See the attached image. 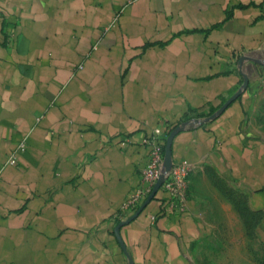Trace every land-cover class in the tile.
Wrapping results in <instances>:
<instances>
[{
    "label": "crops",
    "instance_id": "0c3cea01",
    "mask_svg": "<svg viewBox=\"0 0 264 264\" xmlns=\"http://www.w3.org/2000/svg\"><path fill=\"white\" fill-rule=\"evenodd\" d=\"M261 103L264 0H0V264H197L206 170L264 217ZM156 127H180L187 210L158 190L116 235Z\"/></svg>",
    "mask_w": 264,
    "mask_h": 264
},
{
    "label": "rangeland",
    "instance_id": "374dc122",
    "mask_svg": "<svg viewBox=\"0 0 264 264\" xmlns=\"http://www.w3.org/2000/svg\"><path fill=\"white\" fill-rule=\"evenodd\" d=\"M250 120L264 140V103L255 106ZM205 176L207 184H200L197 192L204 195L213 231L193 248L197 264H264V217L257 206L227 177L211 169Z\"/></svg>",
    "mask_w": 264,
    "mask_h": 264
},
{
    "label": "built area",
    "instance_id": "2783aa9c",
    "mask_svg": "<svg viewBox=\"0 0 264 264\" xmlns=\"http://www.w3.org/2000/svg\"><path fill=\"white\" fill-rule=\"evenodd\" d=\"M169 128L156 127L151 133L142 139L147 146V162L141 169L139 183L128 197L121 203L118 211V219L123 220L127 213L138 208L150 194L155 182L164 172V146ZM25 141H21L17 148L23 149ZM8 163H15L14 153L7 158ZM193 166L185 161L175 162L164 173L163 181L158 190L165 192V210L172 214H182L187 210V188L189 176ZM155 219V215L151 216Z\"/></svg>",
    "mask_w": 264,
    "mask_h": 264
},
{
    "label": "water",
    "instance_id": "95a60500",
    "mask_svg": "<svg viewBox=\"0 0 264 264\" xmlns=\"http://www.w3.org/2000/svg\"><path fill=\"white\" fill-rule=\"evenodd\" d=\"M247 83H248V78H247V76L243 75V82H242L240 90L235 92L229 99H227L220 106V108L213 115L210 116V118H214L216 115L220 114L232 100H234L236 97H238L240 95V93H241V90L244 89L247 86ZM178 130H180V127L174 128L167 135V137L165 139V146H164V160H163L164 172L157 179V181L155 182L150 194L147 196V198L144 200V202L139 206V208H138L136 213H138L142 208H144V206L155 196L156 192L158 191V189L160 188V186L162 184L164 173L167 172L171 168V166L173 164V162H172L171 145H172L173 137H174V135L176 134V132ZM130 219L131 218H128V219L120 221L118 223V225L115 228L116 235H118L119 227L121 225H123V224H126Z\"/></svg>",
    "mask_w": 264,
    "mask_h": 264
}]
</instances>
